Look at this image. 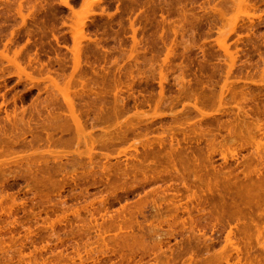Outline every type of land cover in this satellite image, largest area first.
Here are the masks:
<instances>
[{
	"label": "rangeland",
	"instance_id": "obj_1",
	"mask_svg": "<svg viewBox=\"0 0 264 264\" xmlns=\"http://www.w3.org/2000/svg\"><path fill=\"white\" fill-rule=\"evenodd\" d=\"M5 1L0 0V164L3 163L0 165V264H226L227 260L230 264H264V236L261 237L264 235L261 232L264 228L260 229L264 227V159L250 154L253 143L247 137L250 138L251 134H246L251 127L250 118L256 120V123L257 120L260 123L261 119V124L264 120V0H232L233 3L229 0H99L97 3H91L93 0H20L23 4L21 9L28 16L25 17L26 24L22 23L14 11L19 6L16 5L20 2L18 0H12L14 4L11 7L16 6L13 10L10 8L11 16L8 15L6 20L5 15H2L3 19L1 14L6 12ZM27 4L30 5L29 8L26 7ZM238 4H243L244 10L252 9L242 12L243 7ZM219 18L225 20H218ZM82 19L85 21L84 31L78 34L79 25L76 24ZM163 21L170 23L162 24ZM172 21L183 32L180 37V32L175 36L170 31L173 30L171 27L174 28ZM233 27L236 30H232ZM134 29L139 32L137 35L142 44L135 49L132 47ZM160 33L165 34L163 40L166 45L173 47L171 54H167L165 42L159 40ZM173 38L175 41H172ZM96 43L100 46L96 47ZM223 45L227 49L229 47L232 61L226 55L228 52ZM78 46L82 47L81 52L79 51L81 66L79 65L76 74L70 76L73 74V53ZM92 49L98 50L95 52ZM4 55H7V59ZM8 58L15 60V65ZM36 58H39L38 61ZM163 74L166 79L163 82L164 93L161 100L159 80ZM47 75L53 76L49 78H54L62 87L63 84L66 86L70 83V88H73V92L68 93L73 96L75 107L80 106L76 110L77 114L80 112L81 123L84 122V134H92L95 138L97 136L96 139L93 138L94 142L89 137H84L85 141L88 139L86 147L90 148L89 143L93 147L87 150L90 151L88 154L81 152L87 149L83 146L86 142L81 140L83 138H76L81 129L77 130L75 123L71 121L72 118L67 113L69 109H66L67 105L60 97L63 94L60 95L57 88L51 86L56 81H51V84ZM182 76L186 90L179 94V82L176 83L175 77ZM68 89L69 87L65 91ZM240 89L244 90V94L240 93ZM234 93L242 96L236 94L240 97L238 98ZM114 94L118 96L114 100L120 97L119 104L114 103L117 107L111 104L114 102ZM232 94L234 99L238 98V102L241 99L240 103L233 100ZM56 97H59L58 101ZM158 98L164 105L158 101L159 110H154L158 108L153 100ZM167 99L171 102L167 103ZM238 104L245 108L242 110L249 112V117H245V112H241ZM247 106L249 107L246 109ZM118 107L119 110L116 109ZM153 107L155 108L151 111ZM196 108L203 111L200 113ZM113 109L119 115L113 116ZM145 111H150V114L158 112L155 117L151 115L153 120L145 119L148 118L146 115L145 118L141 115V119L139 115L145 114ZM6 112H12L10 118L13 122L6 121ZM16 113L17 118L22 119L18 118L19 122L12 118ZM64 114L67 117L69 115V121ZM135 115L140 119L135 118ZM257 116L260 117L257 119ZM116 117H120V120ZM113 118L117 120L116 125L124 122L120 124L123 129L120 130L127 131L126 133L122 134L118 129L119 134L114 132L118 125L116 127L114 124V128L110 126ZM246 118L248 123L244 121ZM129 121L133 124L128 125ZM243 121L246 123L244 125H248L245 132ZM253 123L252 128L256 125ZM228 124L232 126L228 127ZM239 125L243 127V131ZM74 128L77 133L73 131ZM107 128L113 129V137L111 132L110 136L114 139H107L112 130ZM252 128L250 133L255 130L258 138L257 129ZM228 130H234L236 139L241 138V134H246L245 139L251 143L243 139L241 140L245 146L241 145L240 139H234V143L231 140L234 135L229 137L231 131L228 133ZM72 132L77 136L74 137ZM167 132L169 135L175 133L180 145L177 146L175 141L174 146L179 151L173 145L174 148L168 145ZM209 132L213 136L209 140L214 141L211 144H208L207 138L210 135L203 136V133ZM102 133L108 136H100ZM160 135L165 136L166 145L163 143L159 146L162 143L157 142ZM117 137L120 138L117 140ZM45 138L49 139L45 141ZM105 139L107 140L104 141ZM150 139L156 141L150 144ZM261 139L257 141L260 140L264 148V139ZM255 141L254 139L253 142ZM166 146L168 149L171 147L170 151L174 149L172 155L175 153V158L167 156L170 151L166 153ZM24 156L27 158L22 159ZM55 156L60 157L58 159ZM178 171L183 172L178 174ZM250 172L252 173L248 174ZM260 177L262 179L258 181ZM249 178H254L252 182L256 185H246L251 180ZM259 182L263 187L261 191ZM243 190H246V196ZM171 196L181 199L182 205L187 203V211H182V208L175 211L174 205L171 207ZM235 244L238 245V252L234 249Z\"/></svg>",
	"mask_w": 264,
	"mask_h": 264
},
{
	"label": "bare ground",
	"instance_id": "obj_2",
	"mask_svg": "<svg viewBox=\"0 0 264 264\" xmlns=\"http://www.w3.org/2000/svg\"><path fill=\"white\" fill-rule=\"evenodd\" d=\"M19 1H20V0H18V2H19ZM35 1L37 2V0H35ZM89 1H90V0H89ZM89 1H88V2H89ZM94 1H96V3H97L99 0H93L91 3H95ZM100 1H101V0H100ZM229 1H232V0H229ZM245 1H246V0H245ZM245 1H243V3H245ZM247 1H248V0H247ZM85 2H86V0H85ZM241 2H242V1H241ZM241 2H240V3H241ZM12 3H13L12 0H6V1H5V5H6L5 8H6V10H4V11H6V12H5L4 14H1V16H2V15H5V19H6V18L8 19V15L11 16V10H10V8H12V7H11ZM232 3H233V1H232ZM13 4H14V3H13ZM15 4H16V2H15ZM65 4H66V5H69V2L65 1ZM70 4H71V3H70ZM234 4H235V3H234ZM249 4H250V3H249ZM254 4H255V3H254ZM16 5H19V6H16ZM16 5H14V7L16 6L17 9H16V8H15V9H16L17 11H16V10H14V11L17 13V17H18V15H19V17H20L21 20H22V23H23V24H26L25 20L28 18V16H27V15L25 16V14H24L25 12L23 13V11H22L23 9H21L22 6H23V4H22L21 1H20L19 4H16ZM27 5H28V4H27ZM92 5H94V4H92ZM95 5H96V4H95ZM98 5H100V4H98ZM230 5H231V4H230ZM230 5H229V6H230ZM241 5H242V6H241ZM0 6H1V5H0ZM29 6H30V5H28V6H26V7L29 8ZM235 6L237 7V3H236ZM238 6H239V7H243L242 12H243V11H248L249 9H250V10L252 9V8H249L248 10H244L245 7L243 6V4H238ZM252 6H253V5H252ZM256 6H258V5H256ZM1 7H2V6H1ZM14 7L12 8V10L14 9ZM26 7H25V8H26ZM239 7H238V9H239ZM23 8H24V7H23ZM28 8H27V9H28ZM31 8H32V7H31ZM89 9H90V6H89ZM91 9H92V8H91ZM215 9H216V8H214V10H215ZM231 9H232V8H230V10H231ZM28 10H29V9H28ZM28 10H27V11H28ZM254 10H255V9H254ZM2 11H3V10H2ZM92 11H93V10H92ZM255 11H256V10H255ZM260 11H261V10H260ZM12 12H13V11H12ZM34 12H35V11H34ZM222 12L226 13L225 11H222ZM227 12H228V11H227ZM262 12H263V10H262ZM0 13H1V12H0ZM29 13H30V12L28 11V14H29ZM228 13H229V12H228ZM218 14H219V13H218ZM12 15H14V14H12ZM223 15H224V14H223ZM254 15H255V13H254ZM10 16H9V17H10ZM2 17H3V19H4V16H2ZM15 17H16V15H15ZM25 17H27V18H25ZM86 17H87V16H86ZM174 17H175V16H174ZM238 17H240V15H239ZM238 17H237V18H238ZM251 17H252V16H251ZM263 17H264V16H263ZM13 18H14V17H13ZM29 18H30V16H29ZM162 18H163V16H162ZM221 18H222V16H221ZM225 18H226V17H225ZM1 19H2V18H1ZM7 19H6V20H7ZM34 19H35V18H34ZM164 19H166V17H164ZM233 19H234V18H233ZM30 20H31V19H30ZM35 20H37V19H35ZM166 20H167V19H166ZM173 20H174V19H173ZM218 20H225V19H220V18H219ZM231 20H232V19H231ZM248 20H249V19H248ZM257 20H258V19H257ZM4 21H5V20H4ZM4 21H3V22H4ZM17 21H18V20H17ZM79 21H80V22H79V23L77 22V24H76V25H79V29H77V30H78L77 32H79L78 34H82L83 31H84L83 28H84V26H85V21H83V19H82V21H81V20H79ZM161 21H162V20H161ZM244 21H245V20H244ZM259 21H260V20H259ZM263 21H264V20H263ZM19 22H20V20H19ZM19 22H18V23H19ZM166 22H167V21H166ZM166 22H165V23H166ZM224 22H225V21H224ZM232 22H233V21H232ZM242 22H243V21H242ZM246 22H247V21H246ZM253 22H254V21H253ZM22 23H21V25H22ZM34 23H35V22H34ZM34 23H33V24H34ZM165 23H164V21H163L162 24H165ZM168 23H170V21L167 22V24H168ZM173 23H174V22L172 21V25H173L174 28L171 27V29H173V30H170V31H172L173 34H174L175 36H177V34L180 32V34H179V37H180L181 34H183V32L180 31L181 29L179 30L177 27H175V25H174ZM249 23H250V22H249ZM251 23H252V22H251ZM259 23H260V22H259ZM2 24H3V23H2ZM16 24H17V23H16ZM182 24H183V23H182ZM226 24H227V23H226ZM14 25H15V24H14ZM17 25H18V24H17ZM158 25H159V24H158ZM172 25H171V26H172ZM168 26H169V25H168ZM223 26H224V25H223ZM225 26H226V25H225ZM250 26H251V25H250ZM253 26H254V25H253ZM15 27H16V26H15ZM162 27H164V26H162ZM190 27H191V26H190ZM235 27H236V26H235ZM235 27H233L232 30H234ZM248 27H249V26H248ZM254 27H255V26H254ZM22 28H23V27H22ZM159 28H160V27H159ZM249 28H250V27H249ZM13 29H14V28H13ZM72 29H74V28H72ZM163 29H164V28H163ZM16 30H17V29H16ZM16 30H15V31H16ZM18 30H19V29H18ZM28 30H29V29H28ZM160 30H161V29H160ZM235 30H236V29H235ZM248 30H249V29H248ZM26 31H27V30H26ZM137 31H138V30H137ZM141 31H142V30H141ZM144 31H145V30H144ZM158 31H159V30H158ZM158 31H157V32H158ZM29 32H30V30H29ZM161 32H162V30H161ZM163 32H164V30H163ZM248 32H249V31H248ZM14 33H16V32H14ZM137 33L139 34V32H136V29H134V30H133V36H132V42H133V46H132V47H134V49L137 48L138 45H142V44H140V40H141V39H140V38L138 39V35H137ZM142 33H143V32H142ZM165 33H166V31H165ZM192 33H193V32H192ZM236 33H237V32H236ZM11 34H12V33H11ZM11 34H10V35H11ZM29 34H30V33H29ZM85 34H86V32H85ZM158 34H159V32H158ZM167 34H168V33H167ZM250 34H251V33H250ZM254 34H255V33H254ZM0 35H1V34H0ZM10 35H9V36H10ZM70 35H71V34H70ZM83 35H84V34H83ZM156 35H157V34H156ZM191 35H192V34H191ZM13 36H14V35H13ZM81 36H82V35H81ZM142 36H143V34H142ZM142 36H140V37L143 39V37L145 36V34H144L143 37H142ZM149 36H150V35H149ZM159 36H160V39H159V40H163L165 34L163 35V34L160 33V35H158V37H159ZM251 36H253V35H251ZM153 37H154V36H153ZM155 37H156V36H155ZM168 37H169V36H168ZM254 37H256V36H254ZM11 38H12V37H11ZM11 38H10V39H11ZM78 38H80V36H79ZM78 38H77V39H78ZM75 39H76V38H75ZM164 39H165V38H164ZM181 39H182V38H181ZM185 39H186V38H185ZM225 39H228V38H225ZM8 40H9V39H8ZM143 40H144V39H143ZM145 40H146V39H145ZM173 40L175 41L174 38L172 39V41H173ZM98 41H99V40H98ZM98 41H97V42H98ZM148 41H149V40H148ZM169 41H171V39H169ZM179 41H180V40H179ZM12 42H13V41H12ZM95 42H96V41H95ZM162 42L164 43L165 41L163 40ZM180 42H181V41H180ZM100 43H101V42H100ZM144 43H147V42L144 41ZM163 43H162V44H163ZM174 43H175V42H174ZM224 43H225V42H224ZM3 44H5V43H3ZM77 44H78V42H77ZM96 44H97V43H96ZM96 44H95V45H96ZM164 44H165V48L167 47V48H166V51H168L167 54H171V53L173 52V49H172L173 47H172V48H170V46L168 47V45H166V42H165ZM164 44H163V45H164ZM167 44H168V43H167ZM179 44H180V43H179ZM181 44H182V43H181ZM183 44H184V43H183ZM82 45H83V44H82ZM98 45H99V44H97L96 47H98ZM160 45H161V44H160ZM175 45H176V44H175ZM220 45H221V44H220ZM225 45H226V44H225ZM225 45H223V47H225ZM18 46H19V45H18ZM99 46H100V45H99ZM145 46H146V45H145ZM149 46H150V45H149ZM158 46H159V45H158ZM173 46H174V45H173ZM181 46H182V45H181ZM160 47H161V46H160ZM223 47H222V48H223ZM236 47H237V46H236ZM24 48H25V47H24ZM81 48H82V47H81ZM81 48H79V46H78V48H76V49L74 50V53H73L74 55H73V58H72V59H73V68H72V69H73V70H72V71H73V72H72L73 74L70 73V74H71V75L69 74L70 76H73L74 74H76V71L79 69V65H80V57H81L79 51L81 52V50H82ZM161 48H162V47H161ZM234 48H235V47H234ZM234 48L232 47V49H234ZM5 49H6V48H5ZM21 49H22V48H21ZM21 49H20V50H21ZM101 49H102V46H101ZM131 49H132V48H131ZM87 50H88V49H86V51H87ZM90 50H91V49H90ZM93 50H95V49H92V51H93ZM97 50H98V49H96L95 52H96ZM139 50L141 51V49H139ZM144 50H145V49H144ZM161 50H162V49H161ZM222 50H223V49H222ZM225 50L228 52V54H226V55H229V51H228V50H229V47H228V49L225 47ZM5 51H6V50H5ZM92 51H91V52H92ZM123 51H124V50H123ZM131 51H133V50H131ZM134 51H136V50H134ZM137 51H138V50H137ZM140 51H138V52H140ZM142 51H143V50H142ZM72 52H73V51H72ZM91 52H90V53H91ZM127 52H129V51L127 50ZM145 52H146V51H145ZM163 52H164V51H163ZM163 52H162V53H163ZM238 52H239V51H238ZM238 52H237V53H238ZM90 53H88V54H90ZM122 53H123V52H122ZM136 53H137V52H136ZM158 53H159V52H158ZM6 54H7V52H6ZM14 54H15V53H14ZM127 54H128V53H127ZM127 54H126V56H127ZM233 54H235V52H234ZM261 54H262V53H261ZM12 55H13V54H12ZM152 55H153V53H152ZM180 55H181V54H180ZM226 55H225V56H226ZM6 56H7V55H6ZM6 56L4 55V57L7 59ZM14 56H15V55H14ZM89 56H90V55H89ZM129 56H130V55H129ZM144 56H145V55H144ZM148 56H149V55H148ZM166 56H167V55H165V57H166ZM177 56H178V55H177ZM30 57H32V56H30ZM33 57L35 58L34 55H33ZM33 57H32V60H34ZM70 57H71V56H70ZM136 57H137V56H136ZM152 57H153V56H152ZM157 57H158V56H157ZM179 57H180V56H179ZM229 57H231V56L229 55ZM11 58H12V57H11ZM18 58H19V57H18ZM28 58H29V57H28ZM129 58H130V57H129ZM161 58H162V57H161ZM161 58H160V59H161ZM167 58H168V57H167ZM8 59H9L10 62L13 61V60L10 59V58H8ZM14 59H15V58H14ZM30 59H31V58H30ZM36 59H37V61H38L39 58H36ZM81 59H82V58H81ZM84 59H85V58H84ZM84 59H83V60H84ZM126 59H128V58H126ZM158 59H159V58H158ZM168 59H169V58H168ZM227 59H228V58H227ZM231 59H233V58L231 57L230 60H231ZM259 59H260V58H259ZM61 60H62V59H61ZM67 60H68V59H67ZM131 60H132V59H131ZM136 60L139 61V59H136ZM136 60H135V62H136ZM144 60H145V59H144ZM181 60H182V59H181ZM236 60H237V59H236ZM263 60H264V58H263ZM30 61H31V60H30ZM35 61H36V60H35ZM37 61H36V62H37ZM42 61H43V60H42ZM149 61L151 62V60H149ZM163 61H164V60H163ZM163 61H161V62H163ZM167 61H168V60H167ZM228 61H229V60H228ZM231 61H232V60H231ZM26 62H27V61H26ZM33 62H34V61H33ZM33 62H32V63H33ZM58 62H59V61H58ZM58 62H57V63H58ZM60 62H61V61H60ZM60 62H59V63H60ZM64 62H65V61H64ZM152 62H153V61H152ZM179 62H181V61H179ZM182 62H183V60H182ZM233 62H235V60H234ZM11 63H12V62H11ZM37 63H38V62H37ZM85 63L88 65L87 62H85ZM138 63H139V62H138ZM141 63H143V62H141ZM165 63H167V62H165ZM169 63H170V62H169ZM169 63H167V64H169ZM231 63H232V62H231ZM256 63H257V62H256ZM12 64L15 65V60L13 61ZM29 64H31V63H29ZM43 64H44V62H43ZM43 64H41V65H43ZM61 64H62V63H61ZM67 64H68V63H67ZM82 64H83V63H82ZM133 64H134V63H133ZM157 64H158V63H157ZM187 64H188V63H186V65H187ZM227 64H228V63H227ZM235 64H236V63H235ZM235 64H234V65H235ZM263 64H264V63H263ZM38 65H39V64H38ZM45 65H46V64H45ZM62 65H63V64H62ZM64 65H65V64H64ZM129 65H130V64H129ZM136 65H137V64H136ZM139 65H140V64H139ZM152 65H153V64H152ZM201 65H202V64H201ZM256 65H257V64H256ZM16 66H18V68H19V65H16ZM20 66H22V65H20ZM35 66H36V65H35ZM35 66H34V68H35ZM43 66H44V65H43ZM46 66H47V65H46ZM46 66H45V67H46ZM80 66H81V65H80ZM156 66H157V65H156ZM162 66H163V65H162ZM202 66H203V65H202ZM225 66H226V64H225ZM227 66H228V65H227ZM14 67H15V66H14ZM40 67H41V66H40ZM60 67H61V66H60ZM163 67H164V66H163ZM166 67H167V65H166ZM170 67H171V65H170ZM184 67H185V66H184ZM228 67H229V66H228ZM22 68H23V66H22ZM30 68H31V67H30ZM36 68H37V66H36ZM47 68H49V67H47ZM47 68H45V69H47ZM92 68H93V67H92ZM136 68H139V67L136 66ZM156 68H157V67H156ZM160 68H161V67H160ZM164 68H165V67H164ZM19 69H20L21 71H23L21 68H19ZM37 69H38V68H37ZM37 69H35V70L37 71ZM39 69L41 70V68H39ZM129 69H130V66H129ZM146 69H147V68H146ZM154 69H155V68H154ZM165 69H166V68H165ZM183 69H185V68H183ZM31 70H32V69H31ZM40 70H39V71H40ZM53 70H54V69H53ZM53 70H52V71H53ZM63 70H64V69H63ZM150 70H151V69H150ZM150 70H149V71H150ZM156 70H157V69H156ZM168 70H169V69H168ZM185 70H186V69H185ZM32 71H34V70H32ZM47 71H48V70H47ZM52 71H51V72H52ZM57 71H58V70H57ZM57 71H56V73H57ZM104 71H105V70H104ZM131 71H132V70H131ZM170 71H171V70H170ZM180 71H181V70H180ZM23 72H24V71H23ZM60 72H61V71H60ZM77 72H78V71H77ZM143 72H144V71H143ZM147 72H148V71H147ZM167 72H168V71H167ZM172 72H173V71H172ZM200 72H201V71H200ZM24 73H25V72H24ZM38 73H39V72H38ZM96 73H97V71H96ZM106 73H107V72H106ZM129 73H131V72H129ZM140 73H141V72H140ZM153 73H154V71H153ZM173 73H174V72H173ZM44 74H45V73H44ZM57 74H58V73H57ZM62 74H64V73H62ZM94 74H95V73H94ZM104 74H105V73H104ZM112 74H113V73H112ZM160 74H162V71H161ZM175 74H176V73H175ZM228 74H229V73H228ZM260 74H261V73H260ZM260 74H259V75H260ZM22 75H23V74H22ZM25 75H26V74H25ZM48 75H49V74H48ZM48 75H47V76H48ZM96 75H97V74H96ZM101 75H102V74H101ZM173 75H174V74H173ZM184 75H185V74H184ZM47 76H46V77H47ZM79 76H80V75H79ZM83 76H84V74H83ZM87 76H88V75H87ZM97 76H98V75H97ZM165 76H166L165 74H163L161 77H160V75H159V77L161 78V80H159V82H160L159 86H160V90H161V92L159 91V92H160V93H159V94H160V95H159L160 99L163 97L162 95H163V93H164V85H163V82H164L165 79H166ZM171 76H172V75H171ZM262 76H263V75H262ZM46 77H44V78H46ZM49 77L52 78L53 76H48V78H49ZM60 77H61V76H60ZM167 77H168V76H167ZM228 77H229V76H228ZM20 78H21V76H20ZM20 78H19V79H20ZM22 78H23V77H22ZM28 78H29V77H28ZM56 78H57V77H56ZM56 78H55V79H56ZM62 78H63V77H62ZM69 78H71V77H69ZM73 78H75V77H73ZM76 78H77V77H76ZM79 78H80V77H79ZM82 78H83V77L81 76L80 79H82ZM88 78H89V77H88ZM177 78H178V77H177ZM177 78L175 77V81H177L176 83L179 82L178 84H180V85L177 84V86H179V94H182L183 92H185L184 90H186V86H185V84H184V83H185V82H184L185 80L181 79V78H183V76L178 78V80L180 79L179 81L177 80ZM245 78H246V77H245ZM263 78H264V77H263ZM31 79H34V78H31ZM46 79H47V78H46ZM49 79H50V78H49ZM84 79H85V78H84ZM213 79H214V78H213ZM247 79H248V78H247ZM254 79H256V78H254ZM261 79H262V78H261ZM71 80H72V79H71ZM92 80H93V79H92ZM119 80H120V79H119ZM51 81L53 82V81H56V80H54V78H53L52 80L50 79L49 82L52 84ZM60 81H61V80H60ZM60 81H59V82H60ZM66 81H67V79H66ZM82 81H83V80H82ZM175 81H173V82H175ZM262 81H263V80H262ZM42 82H43V81H42ZM44 82H45V81H44ZM62 82H63V81H62ZM101 82H103V81H101ZM166 82H167V80H166ZM255 82H256V80H255ZM55 83H56V85H55ZM55 83L53 82V84H52L51 86L54 85L55 87L53 86V88H57L56 90H58V92H60V93H59L60 95L63 94V96H60V97L62 98V102H63L65 105H67V106H66V109H67V108L69 109V110L67 109V110H68L67 113H69L70 117L72 118V120H71V119H70V120H71L72 122L75 123V127H76L77 130L81 129V131L79 130L81 134L78 132V133H79V135H78L79 137L77 136V134H76V135L73 134L74 132L77 133V130H76L75 128H74V130H73L74 132H72V135H74V137L77 136L76 138H80V139L83 138L84 140L81 139L83 142L86 140V138H84V137H89L90 139H92V142H94L95 140H94L93 138H95V137H94V136H91L92 134H89V133H88V134H87L88 136H85V134H86V133H85V132H86L85 129H86V128L83 127V126H85L84 124L82 125V123H84V122L81 123V121H82V120L80 119L81 116L79 117L80 112L77 114V110H78V108H79L80 106H79L78 108L75 107L76 105L74 104L75 102H74L73 96L69 95V93L73 90V88H72V89L70 88V87H71V86H70V83L66 84L67 87L63 84V87H64V88H63L61 85H59V83H58L57 81H56ZM71 83H72V82H71ZM74 83H75V82H74ZM244 83H246V82H244ZM57 84H58L59 86H58ZM77 84H78V83H77ZM86 84H87V82H86ZM86 84H85V86H86ZM95 84H96L97 86L99 85L98 83H95ZM113 84H114V83H113ZM126 84H128V83H126ZM126 84H125V85H126ZM130 84H131V83H130ZM157 84H158V83H157ZM172 84H173V83H172ZM174 84H175V83H174ZM181 84H182L183 86H181ZM233 84H234V83H233ZM68 85H69V86H68ZM96 85H95V86H96ZM187 85H188V84H187ZM248 85H249V84H248ZM60 86H61L62 88H60ZM83 86H84V85H83ZM83 86H82V87H83ZM116 86H117V85H116ZM118 86H119V85H118ZM177 86H176V87H177ZM180 86H181V87H180ZM44 87H45V85H44ZM44 87H43V88H44ZM58 87H59L60 89H58ZM65 87H66V88H65ZM68 87H69L70 91H69V89H68V91H65ZM91 87H93V86L91 85ZM100 87H101V86H100ZM123 87H124V86H123ZM129 87H130V86H129ZM53 88L51 87V89H53ZM103 88H104V87H103ZM116 88H118V87H116ZM120 88H121V87H120ZM131 88H132V87H131ZM49 89H50V88H49ZM61 89H63V91H65V92H62ZM74 89H75V88H74ZM85 89H86V88H85ZM90 89H91V88H90ZM118 89H119V88H118ZM132 89H133V88H132ZM132 89H131V90H132ZM91 90H92V89H91ZM91 90H90V92H91ZM107 90H108V89H107ZM240 90H241V89H240ZM85 91H86V90H85ZM92 91H93V90H92ZM97 91H98V90H97ZM100 91H101V90H100ZM119 91H120V90H119ZM122 91L125 92V90H122ZM177 91H178V90H177ZM242 91L244 92V90H241L240 93H241ZM51 92H52V90H51ZM58 92L56 91L57 94H58ZM68 92H69V93H68ZM72 92H73V91H72ZM78 92H79V91H78ZM81 92H82V90L79 92L78 95H80ZM101 92H102V91H101ZM220 92H223V90L220 91ZM243 92H242V94H244ZM247 92H248V91H247ZM49 93H50V92H49ZM94 93H95V92H94ZM96 93H97V92H96ZM98 93H99V92H98ZM105 93L107 94V92H105ZM108 93H110V92H108ZM118 93H119V92H118ZM226 93H227V92H226ZM251 93H252V92H251ZM59 94H58V96H59ZM73 94H74V93H73ZM101 94H102V93H101ZM179 94H177V95H179ZM236 94L239 95L238 93H236ZM236 94L234 93L235 96H237ZM242 94L239 95V96L241 97ZM246 94H247V93H246ZM252 94H253V93H252ZM49 95H50V94H49ZM78 95H77V96H78ZM94 95H95V94H94ZM94 95H93V96H94ZM98 95H99V94H98ZM98 95H97V97H99ZM125 95H126V94H125ZM167 95H168V94H167ZM189 95H190V94H189ZM210 95H211V94H210ZM232 95H233V94H232ZM232 95H231V97H233V100H235V99H236V98L234 99L235 96H234V95L232 96ZM82 96H84V95H82ZM82 96H81V98H82ZM168 96H169V95H168ZM180 96H183V95H180ZM191 96H192V95H191ZM191 96H189L188 98L190 99ZM243 96H244V95H243ZM50 97H51V95H50ZM52 97H53V96H52ZM52 97H51V98H52ZM71 97H72V98H71ZM78 97H79V96H78ZM114 97H115V98H113V101H114V102L111 103V104H113V106L117 107L115 104H119V103H118V102H119L118 100H119L120 97H119L117 100H114V99H116V98L118 97L116 94H114ZM121 97H122V95H121ZM157 97H158V96H157ZM183 97H185V96H183ZM215 97H216V96H215ZM217 97H218V95H217ZM237 97H238V96H237ZM240 97H238V98H240ZM244 97H245V96H244ZM246 97H248V96H246ZM250 97H251V95H250ZM48 98H49V97H48ZM51 98H50V99H51ZM58 98H59V97H56V98H55V99H57L56 101H58ZM63 98H64V101H63ZM100 98H101V97H100ZM155 98H156V97H155ZM166 98H167V96H166ZM170 98H171V96H170ZM209 98H210V97H209ZM212 98H214V96H213ZM238 98H237V99H238ZM253 98H254V97H253ZM52 99H54V98H52ZM72 99H73V100H72ZM83 99H84V98H83ZM122 99H123V98H122ZM164 99H165V98H164ZM171 99H172V98H171ZM177 99H178V98H177ZM204 99H205V98H204ZM237 99H236V100H237ZM244 99H245V98H244ZM60 100H61V99H60ZM146 100H147V99H146ZM161 100H162V99H161ZM161 100L159 101V98H158V100L156 99V101L153 100L154 104H156V106L154 105L156 108H158V105H160V104L158 103V101L161 103ZM215 100H216V99H215ZM240 100H241V99H239V102H238V100H237V102L240 103ZM246 100H249V99H246ZM75 101H76V100H75ZM101 101H102V100H101ZM115 101H117V103H116ZM121 101H122V103L124 104L123 100H121ZM168 101H169V100L167 99V103H168ZM179 101H180V100H179ZM197 101H198V100H197ZM212 101H213V100H212ZM242 101H243V100H242ZM47 102H48V101H47ZM65 102H66V103H65ZM73 102H74V103H73ZM103 102H104V101H103ZM155 102H156V103H155ZM164 102H165V101H164ZM169 102H171V101H169ZM174 102H175V101H174ZM207 102H209V101H207ZM210 102H211V101H210ZM235 102H236V101H235ZM246 102H247V101H246ZM48 103H49V102H48ZM84 103H85V102H84ZM114 103H115V104H114ZM157 103H158V104H157ZM162 103H163V102H162ZM162 103H161V105H162ZM165 103H166V102H165ZM167 103H166V104H167ZM2 104H4V103H2ZM61 104H62V103H61ZM101 104H103V103H101ZM120 104H121V103H120ZM123 104H122V105H123ZM182 104H183V103H182ZM96 105H97V104H96ZM145 105H146V104H145ZM163 105H164V103H163ZM167 105H168V104H167ZM172 105H173V104L171 103V108H172ZM197 105H198V104H197ZM197 105H195V106H197ZM239 105H240V104H238V108L242 110V108H244V107H242V105H241V107H240ZM246 105H247V104H246ZM52 106H53V105H52ZM99 106H100V105H99ZM99 106H97V107H99ZM102 106H104V105H102ZM107 106H108V105H107ZM113 106H112V108H113ZM263 106H264V105H263ZM1 107H2V105H1ZM53 107H54V106H53ZM105 107H106V105H105ZM151 107H152V106H151ZM155 107H153V108L151 109V111H153V109H154ZM183 107H185V105H183ZM248 107H249V106H247L246 109H247ZM64 108H65V107H64ZM106 108H107V107H106ZM120 108H121V107H120ZM163 108H164V107H163ZM0 109H1V108H0ZM76 109H77V110H76ZM100 109H101V108H100ZM102 109H103V108H102ZM102 109H101V110H102ZM114 109H115V108H114ZM114 109L112 110V111H114L113 116H117V114H118L119 112L117 113ZM116 109L119 110V107L116 108ZM160 109H161V108H160ZM173 109H175V108L173 107ZM196 109H197V108H196ZM244 109H245V108H244ZM14 110H15V109H14ZM24 110H25V109H24ZM57 110H58V109H57ZM80 110H81V109H80ZM89 110H91V109H89ZM92 110H93V109H92ZM92 110H91V111H92ZM94 110H97V108H96V109L94 108ZM106 110H107V109H106ZM144 110H145V109H144ZM146 110H148V109H146ZM154 110H159V108H158V109H154ZM177 110H178V109H177ZM177 110H176V111H177ZM197 110H198V109H197ZM207 110H208V109H207ZM237 110H238V109H237ZM237 110H236V111H237ZM248 110H249V109H248ZM5 111H6V110H5ZM5 111H4V112H5ZM22 111H23V110H22ZM63 111H64V110H63ZM81 111H82V110H81ZM169 111H170V110H169ZM184 111H185V109H184ZM202 111H203V110H200V109L198 110V112H200V113H201ZM7 112H8V111H7ZM7 112L5 113V114H6V118H7L6 121L8 122V120H9V123H10V122L12 121V119L10 118V117H11L10 114H11L12 112H10V113H7ZM13 112H16V111H13ZM82 112H83V111H82ZM100 112H101V111H100ZM143 112H144V111H143ZM149 112H150V111H149ZM149 112L147 113V112L145 111V114H143V113L141 114V113H140L139 117L141 118V115H143L144 118H145L146 116H148V118H145V119H150L153 115H154V117H155V113H156V115H157V112H158V111H154L152 114H150ZM174 112H175V111H174ZM223 112H225V110H224ZM226 112H227V111H226ZM237 112H239V111H237ZM241 112H245V117H246L247 114L249 113V112H246V111H244V110H242ZM260 112H261V111H260ZM23 113H24V111H23ZM60 113H62V112H60ZM65 113H66V112H65ZM85 113H86V112H85ZM95 113H96V112H95ZM115 113H116V115H115ZM163 113H164V112H163ZM170 113H171V112H170ZM175 113H177V112H175ZM175 113H174V114H175ZM213 113H214V112H213ZM5 114H4V115H5ZM58 114H59V113H58ZM99 114H100V113H99ZM123 114H124V113H123ZM135 114L138 115L139 113H135ZM177 114H178V113H177ZM177 114H176V115H177ZM207 114H209V113H207ZM211 114H212V113H211ZM223 114H224V113H223ZM18 115H19V114H18ZM22 115H23V114H22ZM69 115H68V117H67V116L64 114V117L66 116V120L68 119V121H69V118H70ZM92 115H93V114H92ZM118 115H119V114H118ZM136 115H135V118L138 117V116H136ZM145 115H146V116H145ZM149 115H150V117H149ZM151 115H152V116H151ZM237 115L239 116L240 114L237 113ZM249 115H250V114H249ZM249 115H248L247 117H249ZM23 116H24V115H23ZM53 116H54V115H53ZM170 116H171V114H170ZM207 116H208V115H207ZM229 116H230V115H229ZM229 116H228V117H229ZM255 116H256V115H255ZM255 116H253V117L251 116V117L254 118ZM0 117H1V115H0ZM56 117H57V116H56ZM61 117H62V116H61ZM95 117H96V116H95ZM108 117H109V116H108ZM139 117H138V118H139ZM171 117H172V116H171ZM173 117H174V116H173ZM177 117H178V116H177ZM258 117H260V116H257V119H258ZM3 118H4V117H3ZM12 118L15 119V120H17V121L19 122L18 118H20V117L17 118V113H16V115H15L14 117H12ZM49 118H50V117H49ZM93 118H94V117H93ZM93 118H92V119H93ZM119 118H120V117H119ZM119 118L116 117L117 120H120ZM140 118H139V119H140ZM241 118H242V119H245V118H243V117H241ZM255 118H256V117H255ZM20 119H21V118H20ZM24 119L26 120V118H23V120H24ZM61 119H62V118H61ZM64 119H65V118H64ZM116 119L114 120V118H113V120H112L113 124L111 123L112 125H114V124L116 125V122H117ZM141 119H142V118H141ZM145 119H144V120H145ZM151 119L153 120V118H151ZM154 119H156V118H154ZM246 119H247V120H244V121H247L246 123H248V118H246ZM21 120H22V119H21ZM53 120H54V119H53ZM55 120H56V119H55ZM102 120H103V119H102ZM144 120H142V121H144ZM182 120H183V119H182ZM250 120H251V122H250V123H251V127H249V128H250V129L252 128V123L254 122L256 125L253 123V125H255V126H253L252 130H253L254 128L257 129V134L259 133L260 135L258 134V138H256V137H257V136H255V135H256V133H255L256 131H255V130H253V131L251 130L252 133H250V129L248 128V129H249V132H246V134H247V133H249L248 135L251 134V135H250V138H249V136H247V137H248V139H251V141H252V143H253V144H251V146L253 145V146H252L253 148H251L252 150H249V152H250V154L252 153L253 155L256 154V155H257L256 158H260V157H261V159H262V157H263V159H264V156H262V155L264 154V153H263V152H264V148H262L263 146H261V142H259L260 140L257 141L258 139H261V138L264 139V125H263V124H264V120H263V124H261V122H262L261 119H259V120L261 121L260 123H259L258 120H257V123H256V120L253 121V119H251V118H250ZM1 121H2V119L0 118V122H1ZM3 121H5V119H4ZM148 121H150V120H147V122H148ZM176 121H177V120H176ZM183 121H184V120H183ZM244 121L242 122L243 125H244V123H245ZM252 121H253V122H252ZM12 122H13V121H12ZM15 122H16V121H15ZM15 122H14V124H16ZM49 122H50V121H49ZM72 122H71V125H73ZM92 122H93V121H92ZM133 122H134V121H133ZM1 123H2V122H1ZM5 123H6V122H4V125H5ZM21 123L23 124V122H21ZM56 123H57V122H56ZM62 123H64V122H62ZM89 123H90V122H89ZM118 123H119V122H118ZM118 123H117L118 128H115V129H114V132L116 131V134H119V133H117V132L121 129V128H120V124H122V123H124V122L121 121L119 124H118ZM127 123H129L128 125H132V124H133L132 122H131V124H130V121L127 122ZM174 123H175V122H174ZM184 123H185V122H184ZM186 123H187V121H186ZM246 123H245V124H246ZM11 124H12V123H11ZM69 124H70V123H69ZM92 124H93V123H92ZM92 124H91V125H92ZM108 124H110V123L108 122ZM108 124H104V125L107 126ZM242 124H241V126H242ZM4 125H3V126H4ZM7 125H8V124H7ZM65 125H66V124H65ZM95 125H96V124H95ZM112 125H110V126H111L112 128H114L115 125H114V126H112ZM117 125H116V127H117ZM14 126H15V125H14ZM22 126H23V125H22ZM53 126H54V125H53ZM123 126H124V125H123ZM123 126H121V127H123ZM125 126H126V125H125ZM219 126H220V125H219ZM231 126H232V125H231ZM231 126H229V124H228V127H231ZM249 126H250V125H249ZM12 127H13V126H12ZM15 127H16V126H15ZM15 127H14V128H15ZM17 127H18V126H17ZM50 127H51V126H50ZM69 127H70V126H69ZM72 127H74V125H73ZM127 127H128V126H127ZM246 127H248V125H244V132H245ZM18 128H19V127H18ZM67 128H68V126H67ZM70 128H71V127H70ZM82 128H83V129H82ZM89 128H90V127H89ZM95 128H97V127H95ZM103 128H105V127L103 126ZM112 128H111V129H112ZM153 128H154V127H153ZM162 128H164V127H162ZM166 128H167V127H166ZM225 128H227V127H225ZM225 128H224V129H225ZM239 128L242 129L243 127H240V125H239ZM0 129H1V128H0ZM12 129H13V128H12ZM111 129H108V128H107V130H111ZM116 129H118V131H117ZM125 129H126V127H125ZM125 129H124V130H125ZM130 129H131V128H130ZM164 129H165V128H164ZM168 129L171 130L170 128H168ZM173 129H174V128H173ZM227 129H228V128H227ZM227 129H226V130H227ZM229 129H230V128H229ZM231 129H232V128H231ZM234 129H235V128H234ZM83 130H85V131H83ZM92 130H93V128H92ZM121 130H123V129H121ZM121 130H120V133L123 132V131H121ZM126 130H127V129H126ZM165 130H167V129H165ZM237 130H238V129H237ZM239 130H240V129H239ZM162 131H163V130H162ZM172 131H173V130H172ZM230 131H231V130H230ZM230 131L228 130V133H229ZM242 131H243V129H242ZM242 131H240V132H242ZM246 131H247V129H246ZM254 131H255V132H254ZM1 132H2V131H1ZM1 132H0V133H1ZM52 132H53V131H52ZM63 132H64V131H63ZM63 132H62V133H63ZM82 132H83V133H82ZM91 132H92V131H91ZM104 132H105V130H104ZM110 132L112 133V137H113V134H114L113 129H112L111 131H109V133H108V131L106 132V133L109 134V137H107L108 135H106V133H104L105 135H104L103 133H102V135H101V134H99V135H100V136H105V138L107 137V139H109V138H110V139H114V138H112V137L110 136ZM124 132H125V131H124ZM124 132H123L122 134H124ZM126 132H127V131H126ZM126 132H125V133H126ZM163 132H164V131H163ZM169 132H170V131H169ZM232 132H233V133H232ZM237 132H239V131H237ZM253 132H254V133H253ZM67 133H68V132H67ZM84 133H85V134H84ZM93 133H94V132H93ZM146 133H147V132H146ZM116 134H115V135H116ZM161 134H164V133L161 132ZM166 134H168V132H167ZM207 134H209L210 136H208ZM232 134L234 135V130L231 131V134L229 133V137H230V135L232 136ZM240 134H241V133H240ZM240 134H239V135H240ZM244 134H245V133H244ZM244 134H243V135H244ZM246 134H245L244 136H246ZM48 135H50V134H48ZM48 135H47V136H48ZM81 135H82V136H81ZM83 135H84V136H83ZM89 135H90V136H89ZM99 135H98V136H99ZM125 135H126V134H125ZM168 135H169V134H168ZM205 135L208 136V137H207L208 140L211 139V137H213V136H211V133H210V132H209V133H205V134L203 133V136H204V137H205ZM227 135H228V134H227ZM239 135L236 134V136H239ZM253 135H254L255 137H254ZM3 136H4V135H3ZM80 136H81V137H80ZM122 136H123V135H122ZM160 136H161V135H160ZM184 136H185V135H184ZM240 136H241V138L239 137V139H240V140L243 139V141L246 142V140H247V139H245L246 137L242 136V134H241ZM252 136H253L254 139L256 140L255 142H253L254 139H253ZM48 137H49V136H48ZM152 137H153V136H152ZM152 137H151V138H152ZM156 137H157V136H156ZM156 137H155V139H156ZM164 137H165V136H163V137L161 136V138L159 137L158 139H159L160 141H158V139H157L158 144H159L160 142H162L159 146H162V144H163L164 142H166V141H164V140H166V138H164ZM168 137H169V144H168V145H170L172 148L176 147V145L174 146V143H175V141L178 140V138L175 136V133H171ZM242 137H244V138H242ZM251 137H252V138H251ZM54 138H55V137H54ZM96 138H97V136H96ZM96 138H95V139H96ZM98 138H102V137H98ZM115 138H116V137H115ZM119 138H120V137H119ZM119 138L117 137V140H118ZM121 138H122V137H121ZM149 138H150V137H149ZM184 138H185V137H184ZM207 138H206V139H207ZM226 138H227V137H226ZM46 139H49V138H45V141H46ZM61 139H62V138H61ZM103 139H104V137H103ZM107 139H105L104 141H106ZM155 139H154V140H153V139H150L149 141L152 140V141L150 142V144H151L152 142L156 141ZM212 139H214V138H212ZM224 139H225V138H224ZM232 139H233V140H232ZM234 139H235V141H237L238 138L236 139V138H235V135H234V138H233V136H232L231 140L234 142ZM239 139H238V140H239ZM244 139H245V140H244ZM262 139H261V141H263ZM76 140L78 141V139H76ZM81 140H79V141H81ZM93 140H94V141H93ZM98 140H101V139H98ZM115 140H116V139H115ZM125 140H126V139H125ZM196 140H197V139H196ZM199 140H200V139H199ZM208 140H207V141H208ZM240 140H239V142L241 143L242 140H241V141H240ZM96 141H97V140H96ZM109 141H110V140H109ZM149 141H148V143H149ZM207 141H206V142H207ZM210 141H211V142H210ZM212 141H213V140H209V141H208V144H211ZM232 141H231V142H232ZM247 141H248V140H247ZM249 141H250V140H249ZM249 141H248V142H249ZM251 141H250V143H251ZM51 142H52V140H51ZM58 142H59V141H58ZM75 142H76V141H75ZM85 142L87 143V142H88V139H87V141H85ZM85 142H84V143H85ZM90 142H91V141H90ZM101 142H102V141H101ZM180 142H181V141H180ZM213 142H214V141H213ZM248 142H247V143H248ZM263 142H264V141H263ZM15 143H16V142H15ZM44 143H45V142H44ZM49 143H50V140H49ZM86 143H85V145H83V146H85V147L88 146V143H87V145H86ZM108 143H109V142H108ZM155 143H156V142H155ZM176 143H177V146L180 145V143H179L178 141H177ZM176 143H175V144H176ZM199 143H200V142H199ZM234 143H235V142H234ZM243 143H244V142H242L241 145H244V146H245V144H243ZM247 143H246V144H247ZM46 144H47V142L45 143V145H46ZM55 144H56V143H55ZM76 144H77V143H76ZM78 144H79V142H78ZM97 144H98V143H97ZM156 144H157V143H156ZM158 144H157V145H158ZM30 145H32V144L30 143ZM95 145H96V144H95ZM102 145H103V144H102ZM142 145H143V144H142ZM164 145H166V144L164 143ZM172 145H173L174 147H173ZM262 145H263V143H262ZM22 146H23V145H22ZM77 146H78V145H77ZM77 146H76V147H77ZM89 146H90V148H89V147H86L87 149H83L84 151L86 150L85 152H84L83 150H82L81 152H82V153H86V152H87L86 154H88L90 151H87V150H89V149H90V150L93 149V147L91 148L90 143H89ZM170 146H169V149H168L167 146H166V149H165L166 153H168V152L170 151V148H171ZM206 146H207V144H206ZM227 146H228V145H227ZM232 146H233V145H232ZM234 146H236V145H234ZM85 147H84V148H85ZM208 147H209V145H208ZM229 147H230V146H229ZM49 148H50V147H49ZM78 148H79V147H78ZM136 148H137V146H136ZM181 148H182V147H181ZM210 148H211V146H210ZM226 148H228V147H226ZM238 148H240V147H238ZM1 149H2V148H1ZM96 149H97V148H96ZM174 149H175L176 151H179V150H177V147L174 148ZM174 149H173V150H174ZM178 149H179V148H178ZM212 149H213V148H212ZM229 149H231V148H229ZM24 150H25V149H24ZM77 150H78V149H77ZM167 150H168V151H167ZM173 150H171V151H170V154L168 153L167 156L170 155L169 157L172 158V157L175 155V153L172 155V152H174ZM207 150H209V149H207ZM36 151H37V150H36ZM36 151H35V152H36ZM184 151H185V150H184ZM200 151H201V150H200ZM227 151H228V150H227ZM233 151H234V153H236V152H235V149H233ZM233 151H232V152H233ZM236 151H237V150H236ZM252 151H254V152H252ZM230 152H231V150H230ZM249 152H248V153H249ZM12 153H13V152H12ZM156 153H157V152H156ZM177 153H178V152H177ZM234 153H232V154H234ZM95 154H97V153H95ZM131 154H132V153H131ZM135 154H136V153H135ZM178 154H179V153H178ZM183 154H184V153H183ZM230 154H231V153H230ZM261 154H262V155H261ZM10 155H11V154H10ZM28 155H29V154H27V156H28ZM32 155H33V153H32ZM34 155H35V154H34ZM79 155H80V153H79ZM81 155H82V154H81ZM84 155H85V154H84ZM127 155H128V154H127ZM171 155H172V156H171ZM179 155H180V154H179ZM253 155H252V156H253ZM30 156H31V154H30ZM30 156H29V157H30ZM40 156H43V155L41 154ZM95 156H96V155H95ZM98 156H100V155H98ZM180 156H182V155H180ZM196 156H197V154H196ZM0 157H1V156H0ZM2 157H3V155H2ZM14 157H15V156H14ZM44 157H45V156H44ZM59 157H60V156H59ZM59 157H58V156H57V157L55 156V158H58V159H59ZM74 157H75V156H74ZM100 157H101V156H100ZM169 157H168V158H169ZM176 157H177V156H176ZM226 157H228V156H226ZM21 158L23 159V158H27V157L24 156V157H21ZM21 158H20V159H21ZM69 158H70V157H69ZM95 158H96V157H95ZM174 158H175V156H174ZM228 158H229V157H228ZM249 158H252V157H249ZM12 159H13V158H12ZM34 159H35V158H34ZM37 159H38V158H37ZM177 159H178V158H177ZM197 159H198V158H197ZM207 159H208V158H207ZM6 160H8V158H7ZM26 160H27V159H26ZM26 160H23V161H26ZM42 160H44V159H42ZM91 160H92V159H91ZM181 160H182V159H181ZM198 160H199V159H198ZM250 160L252 161V159H250ZM257 160H258V159H257ZM1 161L4 162V160H1ZM21 161H22V160H21ZM21 161H20V162H21ZM251 161H249V162H251ZM262 161H263V160H262ZM5 162H6V161H5ZM173 162H175V161H173ZM182 162H183V161H182ZM201 162L203 163V161H201ZM258 162H259V161H258ZM263 162H264V161H263ZM7 163H8V162H7ZM10 163H11V162H10ZM26 163H27V162H26ZM26 163H25V164H26ZM260 163H262L261 160H260ZM16 164H18V163H16ZM198 164H199V163H198ZM203 164H204V163H203ZM205 164H206V163H205ZM209 164H210V163H209ZM249 164H250V163H249ZM0 165H3V163L0 164ZM8 165H9V164H8ZM30 165H31V164H30ZM34 165H35V164H34ZM200 165H201V164H200ZM253 165H254V164H252V166H253ZM207 166H208V165H207ZM252 166H251V167H252ZM256 166H257V165H256ZM134 167H135V165H134ZM174 167H175V169H176V171H177V167H176L175 165H174ZM199 167H200V166H199ZM201 167H202V166H201ZM259 167H260V166H259ZM262 167H263V166H262ZM29 168H30V167H29ZM1 169H2V168H1ZM31 169H32V168H31ZM203 169H204V168H203ZM250 169H251V168H250ZM200 170H201V169H200ZM205 170H206V169H205ZM247 170H248V169H246V171H247ZM255 170H257V168H256ZM259 170H261V169H258V171H259ZM262 170H263V169H262ZM3 171H4V170H3ZM31 172H32V171H31ZM179 172H180V171H178V174H179ZM181 172H183V171H181ZM181 172H180V173H181ZM201 172H202V171H201ZM206 172H207V170H206ZM1 173H2V172H1ZM173 173H174V171H173ZM251 173H252V172H250V173H248V174H251ZM260 173H261V172H260ZM263 173H264V172H263ZM206 174H207V173H206ZM244 174H245V173H244ZM45 175H46V174H45ZM172 175H173V174H171V176H172ZM246 176H247V175H246ZM176 177H177V173H176ZM178 177H179V176H178ZM183 177H184V176H183ZM207 177H208V176H207ZM262 177L264 178V175H263ZM262 177H260V179H258V181H259V180L261 181ZM179 178H180V180H182L181 177H179ZM202 178H203V177H202ZM240 178H241V177H240ZM240 178H238V179H240ZM243 178H244V177H243ZM247 178H248V176H247ZM257 178H258V177H257ZM177 179H178V178H177ZM213 179H214V178H213ZM249 179H251V178H249ZM249 179H248V180H249ZM253 179H254V178H253ZM253 179H251V180L249 181L250 184H249L248 181H245L246 183L248 182V184H246V185H250V186H251V183H252V185H253V184L255 183L254 181H253L254 183L252 182ZM209 180H210V179H209ZM214 180H215V179H214ZM243 180H244V179H243ZM182 181H183V180H182ZM182 181H181V182H182ZM201 181H202V180H201ZM204 181H205V180H204ZM238 181H240V180H238ZM256 181H257V180H256ZM205 182H207V180H206ZM263 182H264V180H262V184H263ZM256 183H257V182H256ZM238 184H239V183H238ZM244 184H245V183H244ZM49 185H50V184H49ZM204 185H205V184H204ZM242 185H243V184H242ZM254 185H256V184H254ZM250 186L248 187L249 189L252 187V186H251V187H250ZM259 186H261L260 182H259V184H258V187H259ZM209 187H210V186L208 185V188H209ZM213 187H214V186H213ZM246 187H247V186H246ZM221 188H222V187H221ZM228 188H229V187H228ZM240 188H241V187H240ZM248 188H246V190H247ZM262 188H263V187L261 186V188H259V190H260V189L262 190ZM210 189H211V187H210ZM230 189H231V188H230ZM243 189H244V188H243ZM263 189H264V188H263ZM223 190H224V189H223ZM241 190H242V188H241ZM246 190H243V191L245 192ZM261 190H260V191H261ZM155 191H156V190H155ZM228 191H229V190H228ZM248 191H249V190H248ZM248 191H247V192H248ZM250 191H251V190H250ZM253 191H254V190H252L251 193H252ZM262 191H264V190H262ZM156 192H157V191H156ZM206 192H207V191H206ZM209 192H210V191H209ZM255 192H256L257 195H258L257 188L255 189ZM255 192H253V193H255ZM154 193H155V192H154ZM204 194H205V193H204ZM238 194H239V193H238ZM244 194H245V196L247 195L246 192H245ZM244 194H242V195H244ZM249 194H250V193L248 192V195H249ZM260 194H261V192H260ZM260 194H259V195H260ZM263 194H264V193H263ZM205 195H206V194H205ZM227 195H228V194H227ZM251 195H252V194H251ZM251 195H249V196H251ZM4 196H5V195H4ZM155 196H156V195H155ZM245 196H244V197H245ZM254 196H255V195H254ZM171 197H172V198H171ZM171 197H170V201L173 202V204H171V205H172L171 207H173V205H174V207H175L174 210H175V211H177V212L180 211V208H182V209H181L182 211H183V210H186V211H187V209H188L187 207H188V206L185 205V204H187V203H184V205H182V202H180L181 199L179 200V199H177V197H175V196H171ZM251 197H252V196H251ZM257 197H258V196H257ZM260 197H261V196H260ZM240 198H241V197H240ZM250 199L252 200V198H250ZM254 199H255V198H254ZM256 199H257V198H256ZM261 199H262V198H261ZM10 200H11V199H10ZM245 200H246V199H245ZM251 200H250V201H251ZM262 200H263V199H262ZM13 201H14V200H13ZM13 201H12V202H13ZM181 201H182V200H181ZM248 201H249V200H248ZM254 201H255V200H254ZM255 202H256V201H255ZM248 203H249V202H248ZM214 204H215V203H214ZM214 204H213V205H214ZM230 204H231V203H230ZM243 204H244V203H243ZM256 204H257V203H256ZM262 204H263V202H262ZM245 205H247V204H245ZM258 205H259V204H258ZM204 206H205V205H204ZM241 206H242V205H241ZM247 206H248V205H247ZM254 206H255V205H254ZM258 207H259V206H258ZM239 209H240V208H239ZM239 209H238V210H239ZM258 209H261V208H258ZM250 210H252V209H250ZM10 211H11V210H10ZM216 211H217V210H216ZM236 211H237V210H236ZM239 211L241 212V210H239ZM262 211H263V210H262ZM184 212H185V211H184ZM184 212H182V213H184ZM188 212H190V211H188ZM247 212H248V211H247ZM12 213H13V212H12ZM185 213H186V212H185ZM244 213H245V212H244ZM188 214H189V213H188ZM190 214H191V212H190ZM190 214H189V218H191V217H190ZM239 214H240V213H239ZM9 215H10V214H9ZM13 215H14V214H13ZM191 215H192V214H191ZM255 216H256V215H255ZM260 216H261V215H260ZM203 217H204V216H203ZM102 219H103V218H102ZM183 219H184V218H183ZM191 219H192V218H191ZM191 219H190V223H192V222H191ZM202 219H203V218H202ZM258 219H259V218H258ZM94 220H95V219H94ZM192 221H193V220H192ZM256 221H257V220H256ZM261 221H262V220H261ZM95 224H96V222H95ZM129 224H130V223H129ZM259 225H260V224H259ZM259 225H258V226H259ZM193 226H194V225H193ZM246 226H247V225H246ZM261 226H262V225H261ZM126 227H127V226H126ZM256 227H257V226H256ZM115 228H116V227H115ZM127 228H128V227H127ZM130 228H132V227H130ZM262 228H264V227H261L260 229H262ZM191 229H192V228H191ZM248 229H250V228H248ZM260 229H259V230H260ZM103 230H104V229H103ZM246 230H247V228H246ZM246 230L244 229V231H246ZM244 231H243V232H244ZM126 232H127V231H126ZM261 232H262V234H264V229H262ZM129 233H132V232H129ZM127 234H128V233H127ZM133 235L136 236V234H134V233H133ZM101 236H102V235H101ZM263 236H264V235H262L261 237L263 238ZM124 237H125V236H124ZM129 237H130V236H129ZM129 237H128V238H129ZM230 237H231V236H230ZM230 237H229V238H230ZM136 238H137V237H136ZM231 239H232V237H231ZM103 240H104V239H103ZM229 240H230V239H229ZM233 240H234V238H233ZM105 241H106V240H105ZM114 241H115V240H114ZM127 241H128V240H127ZM232 244H233V242H232ZM237 244H238V243H237ZM224 245H225V244H224ZM230 246H231V244H230ZM234 246L236 247V248L234 247V249H237L236 252H238V247H237L238 245L236 246V244H235ZM226 248H227V247H226ZM223 251H224V250H223ZM222 253H223V252H222ZM165 254H166V253H165ZM224 256H225V255H224ZM31 257H32V256H31ZM222 257H223V255H222ZM29 261H30V259H29ZM33 261H34V260H33ZM81 262H82V261H81ZM36 263H37V262H36ZM25 264H26V263H25ZM38 264H39V263H38ZM226 264H230V262H228V260H227V261H226ZM250 264H251V263H250Z\"/></svg>",
	"mask_w": 264,
	"mask_h": 264
}]
</instances>
